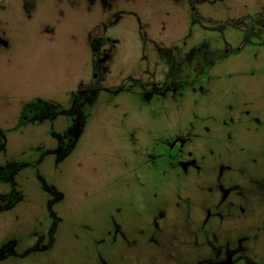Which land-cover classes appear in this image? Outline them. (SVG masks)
I'll return each mask as SVG.
<instances>
[{"label": "rangeland", "instance_id": "rangeland-1", "mask_svg": "<svg viewBox=\"0 0 264 264\" xmlns=\"http://www.w3.org/2000/svg\"><path fill=\"white\" fill-rule=\"evenodd\" d=\"M0 264H264V0H0Z\"/></svg>", "mask_w": 264, "mask_h": 264}]
</instances>
